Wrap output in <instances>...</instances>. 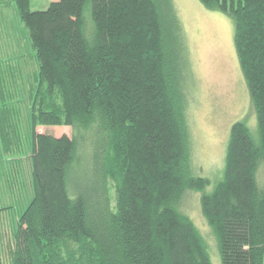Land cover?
<instances>
[{"label": "trees", "instance_id": "obj_1", "mask_svg": "<svg viewBox=\"0 0 264 264\" xmlns=\"http://www.w3.org/2000/svg\"><path fill=\"white\" fill-rule=\"evenodd\" d=\"M200 1L235 19L258 126L233 124L209 191L192 157L191 60L173 0H14L39 69L25 114L23 89L7 92V75L29 80L23 66L0 60V157L17 161L12 187L26 195L11 264H213L183 209L194 191L221 264H264V0Z\"/></svg>", "mask_w": 264, "mask_h": 264}, {"label": "rangeland", "instance_id": "obj_2", "mask_svg": "<svg viewBox=\"0 0 264 264\" xmlns=\"http://www.w3.org/2000/svg\"><path fill=\"white\" fill-rule=\"evenodd\" d=\"M54 1L58 0H32L31 9L45 10ZM173 4L185 31L191 60L192 77L189 79L187 93L193 136L192 157L196 172L210 179L207 189L209 191L220 179L233 124L244 120L252 132L256 133L257 117L236 51L233 16L209 9L200 0H173ZM0 60L12 61L11 64L15 67L23 66V76L25 74L29 79L25 80L27 85L12 84L14 77L7 75V92L9 95V91L13 94L17 88L23 89L20 91L23 96L21 106L24 113H28L31 110V101L28 102L26 89L33 81L39 64L14 0H0ZM71 130V127L66 126L38 127V132L56 137L65 134L70 136ZM0 159V170L4 174L0 178V208L13 206L6 212H0L3 264H11L10 250L15 244L13 228L17 221V212L20 213V209L25 207L26 195L25 190L21 194L16 187H12L14 159ZM16 163L17 161L13 164ZM17 169H20L27 188L31 178L29 162L24 160L21 165L18 162ZM188 197L189 201L183 209L204 235L212 255V263L221 264L216 238L200 209V193L194 191Z\"/></svg>", "mask_w": 264, "mask_h": 264}]
</instances>
